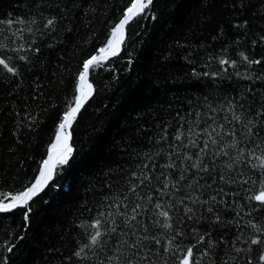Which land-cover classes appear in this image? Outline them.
<instances>
[{
	"label": "trees",
	"instance_id": "obj_1",
	"mask_svg": "<svg viewBox=\"0 0 264 264\" xmlns=\"http://www.w3.org/2000/svg\"><path fill=\"white\" fill-rule=\"evenodd\" d=\"M131 3L0 0V60L16 69L0 65V193L33 182L83 62ZM102 64L70 128V162L30 202L28 221L26 208L0 213V264H181L192 246L191 264H259L264 246L251 239L264 231L252 225L264 230V205L250 197L264 190V0H153ZM197 157L209 172L193 167Z\"/></svg>",
	"mask_w": 264,
	"mask_h": 264
},
{
	"label": "snow or ice",
	"instance_id": "obj_2",
	"mask_svg": "<svg viewBox=\"0 0 264 264\" xmlns=\"http://www.w3.org/2000/svg\"><path fill=\"white\" fill-rule=\"evenodd\" d=\"M153 4V0H132V3L129 7L126 8V10L123 13L122 18L120 19L119 23L115 25V27L111 30V38L108 40L107 44L104 47H101L98 52L100 55H93L89 59H86L83 62V70L79 73L78 76V83L76 85V95L74 99V106L70 105L68 107V110L62 114L61 122L57 126L56 135H55V141L50 144L48 148V155L47 157L41 162L38 175L35 179V181L31 184L30 187H27L24 191L16 193V194H10V193H0V213H8L11 212L18 207L20 208H26L27 210L24 212V219L25 221L29 220L30 213L32 211L31 207V201H33L34 197L38 196L41 192H43L49 184L54 179V175L56 174V171L58 167L67 165L70 160L73 157L74 149L69 144V140L71 139V133L66 132V129H70L72 126L73 121L76 119L77 115L80 113L81 108L84 105V102L91 97L93 93V87L90 83H87V78L89 76L90 70H92L94 67H102V61L109 58V56H116L119 53L120 47L125 39V33L126 28L129 25L131 21H133L136 17L142 16L145 13L146 9H149L151 5ZM153 19L156 17L153 16ZM12 22L9 21V24ZM54 23L53 20L48 21V25H52ZM37 51H39L37 49ZM242 59L246 61L248 64H260V60H249V58L243 53H240ZM21 59H25L24 57H21ZM220 63L226 64L228 63L226 60H221ZM233 66L235 65V62H232ZM0 65H3L4 68L7 69L8 72L16 74V69L9 67V65L4 61L0 60ZM207 75V73H205ZM87 89V90H86ZM264 114V113H261ZM234 119L236 121H240V116H234ZM247 128L248 134H253V128L255 127V122L253 120H248L247 125H245ZM213 131H215L213 129ZM230 135H235V132L228 133ZM258 134V133H257ZM199 135V133H197ZM211 139V137H209ZM177 140L180 139V136L177 135ZM212 144H216V140H211ZM195 143L194 141L192 142ZM258 146V145H257ZM229 147H235V144L229 145ZM208 149V141L206 140L204 142V147L200 149L201 153H206ZM240 156L236 157V160H240L243 156L245 149L240 148L239 149ZM227 155V153H224ZM219 155V153H217ZM251 156H254L255 153L251 152ZM185 159H191L190 156H186ZM257 160L260 161V167L264 168V158L256 157ZM202 163V157H197V163L193 165V167H196L199 171L202 172H209L208 166L205 164L203 167H201ZM167 167H173V165L169 164ZM229 168L232 167L231 164L228 165ZM255 167V166H253ZM181 179H184L183 176H181ZM221 180H224L225 177L221 176ZM235 181H233L234 183ZM264 183V182H262ZM168 185L165 184V187ZM151 199V197H149ZM213 200H215V197H212ZM250 199H254L255 201L259 202L260 204L264 205V190L259 191L258 194H256L253 197H250ZM5 201H8L7 203ZM204 203H207L205 201ZM139 207V206H137ZM161 207L160 204H156V208L159 209ZM193 210L191 208L185 207V215L187 216L188 213H191ZM209 212H212V208H208ZM133 212H136V209H133ZM161 217H164L165 223L163 224V227L165 229H168L171 227L167 221L170 219L169 213L167 211H161L159 213ZM191 219V217H188ZM130 219L135 220L136 216L133 215ZM217 219H219L217 217ZM99 221H97L93 227H98ZM254 228H257V231H264L260 228H258L256 225H252ZM115 231V229H113ZM178 235L180 233H177ZM101 235L99 231L96 232L94 236L91 237L92 243L97 242V238ZM204 239L203 236L200 237V241ZM199 242V241H198ZM156 243L159 244L160 241L156 240ZM251 245H262L264 246V240H262L260 237H254L251 239ZM140 245L138 243L132 244V248H137ZM14 247V246H13ZM13 247H8L7 251L11 253L13 251ZM171 247V241H169L168 246L164 247V251L168 252ZM193 248L188 247L186 254L184 255L183 259L181 260V264H191V260L193 257ZM252 249L249 248V251ZM237 251H241V249H237ZM83 252V249L76 252V256H80ZM147 257H141V259H146ZM259 264H264V250L260 251L259 257ZM4 264H8L7 259L4 261ZM129 264H131V261H129ZM248 264H253V261L249 259Z\"/></svg>",
	"mask_w": 264,
	"mask_h": 264
},
{
	"label": "water",
	"instance_id": "obj_3",
	"mask_svg": "<svg viewBox=\"0 0 264 264\" xmlns=\"http://www.w3.org/2000/svg\"><path fill=\"white\" fill-rule=\"evenodd\" d=\"M119 21H120V20H119ZM118 23H119V22H118ZM118 23H117V24H118ZM121 48H122V45H121V47H120V50H121ZM120 50H119V52H120ZM94 55H100V54H99V52H97V53H95ZM92 56H93V55H92ZM110 57H112V56H109V58H110ZM106 60H107V59H106ZM104 61H105V60H104ZM87 82H88V80H87ZM72 106H74V104H73ZM67 132H70V129H67ZM55 135H56V134H55ZM69 143H70V140H69ZM49 146H50V144H49ZM49 146H48V148H49ZM48 148H47V154H48ZM47 154H46V156H47ZM38 172H39V171H38ZM37 175H38V173H37ZM37 175H36V177H37ZM36 177H35V179H36ZM35 179L33 180V182L35 181ZM33 182H32V183H33ZM32 183H31V184H32ZM31 184H30L28 187H30ZM23 191H24V190H23ZM7 202H8V201H7ZM7 202H6V203H7Z\"/></svg>",
	"mask_w": 264,
	"mask_h": 264
},
{
	"label": "bare ground",
	"instance_id": "obj_4",
	"mask_svg": "<svg viewBox=\"0 0 264 264\" xmlns=\"http://www.w3.org/2000/svg\"><path fill=\"white\" fill-rule=\"evenodd\" d=\"M131 5V4H130ZM88 83V82H87ZM87 90V89H86ZM66 132H67V129L65 130ZM55 141V137H54V139L52 140V142L50 143V144H52L53 142ZM48 155V154H47ZM47 157V156H46ZM45 157V158H46Z\"/></svg>",
	"mask_w": 264,
	"mask_h": 264
}]
</instances>
